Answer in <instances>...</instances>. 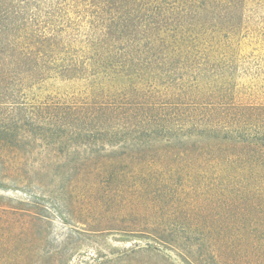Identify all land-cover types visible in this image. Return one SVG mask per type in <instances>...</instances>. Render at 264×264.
I'll return each instance as SVG.
<instances>
[{
    "label": "trees",
    "instance_id": "obj_1",
    "mask_svg": "<svg viewBox=\"0 0 264 264\" xmlns=\"http://www.w3.org/2000/svg\"><path fill=\"white\" fill-rule=\"evenodd\" d=\"M243 1L0 0V189L48 194L0 202V264L36 262L46 209L76 217L105 188L149 206L164 178L204 209L214 264H264V104L231 96ZM50 79L79 89L37 98Z\"/></svg>",
    "mask_w": 264,
    "mask_h": 264
},
{
    "label": "rangeland",
    "instance_id": "obj_2",
    "mask_svg": "<svg viewBox=\"0 0 264 264\" xmlns=\"http://www.w3.org/2000/svg\"><path fill=\"white\" fill-rule=\"evenodd\" d=\"M228 41V52H232L234 59L231 96L237 99L236 102L264 104V0L243 1L241 19L235 33L229 34ZM78 89L72 82L50 79L42 84L36 92L40 96L36 97L68 98L70 96L59 95ZM151 143L161 146L159 143L165 142ZM85 152L89 153L90 149L79 148L71 154L75 153L73 157L81 159L79 157ZM159 182L161 184L155 185L156 192L150 195L154 201L149 206H128L130 208L126 210L125 203L120 201L123 196L108 201L116 196V192L105 188L103 191L108 196L102 198L100 194L102 201L96 206L79 212L77 202L72 208L76 217L63 213L70 209L69 206L66 209L65 203H61L65 204L63 209L60 207L62 215L46 209L49 220L42 223V241L34 248L36 254H30L29 259L36 260L34 264H214L202 237L190 229L193 224H201L204 212V209L193 207L194 192L181 188L171 178ZM182 184H185L184 180ZM47 195L43 191L25 193L11 188L0 189V202L19 206L21 201L37 197L42 204L43 199L48 204ZM90 195L86 194L87 199H92ZM60 197L71 201L64 195ZM61 198L56 201L61 202ZM208 211L213 212L211 207ZM192 213H197V218L189 217ZM157 226L159 229L175 227L171 234L164 232L169 234L167 243L153 236L152 227L156 229ZM184 226L189 229V234L182 232ZM260 242L264 247V241Z\"/></svg>",
    "mask_w": 264,
    "mask_h": 264
}]
</instances>
